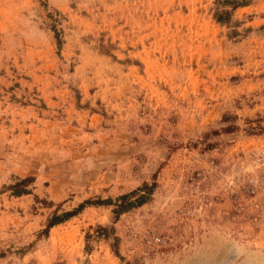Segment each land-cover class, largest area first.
I'll return each instance as SVG.
<instances>
[{
    "label": "rangeland",
    "instance_id": "374dc122",
    "mask_svg": "<svg viewBox=\"0 0 264 264\" xmlns=\"http://www.w3.org/2000/svg\"><path fill=\"white\" fill-rule=\"evenodd\" d=\"M0 264H264V0H0Z\"/></svg>",
    "mask_w": 264,
    "mask_h": 264
},
{
    "label": "trees",
    "instance_id": "16d2710c",
    "mask_svg": "<svg viewBox=\"0 0 264 264\" xmlns=\"http://www.w3.org/2000/svg\"><path fill=\"white\" fill-rule=\"evenodd\" d=\"M219 1L222 2V3H234V0H217V3H219ZM24 181H25V180L20 181V182L17 184V187H18L19 185H23ZM17 187H16V189H17ZM24 192H25V191H24L23 188H19L18 190H16V191L14 192V195H20V194H23ZM54 224H56V223H55V222H52V223H50V225L48 224V226H52V225H54Z\"/></svg>",
    "mask_w": 264,
    "mask_h": 264
}]
</instances>
